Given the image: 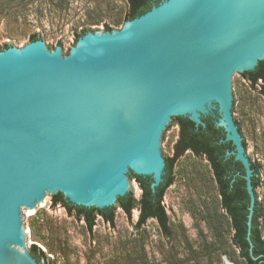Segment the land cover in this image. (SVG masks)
Returning a JSON list of instances; mask_svg holds the SVG:
<instances>
[{
	"label": "water",
	"instance_id": "95a60500",
	"mask_svg": "<svg viewBox=\"0 0 264 264\" xmlns=\"http://www.w3.org/2000/svg\"><path fill=\"white\" fill-rule=\"evenodd\" d=\"M261 61L264 0H164L121 30L86 33L66 56L42 40L0 51V264H39L25 213L54 195L115 207L130 173L155 192L173 118L205 127L207 116L245 169L257 260L254 169L235 113L238 76Z\"/></svg>",
	"mask_w": 264,
	"mask_h": 264
},
{
	"label": "rangeland",
	"instance_id": "374dc122",
	"mask_svg": "<svg viewBox=\"0 0 264 264\" xmlns=\"http://www.w3.org/2000/svg\"><path fill=\"white\" fill-rule=\"evenodd\" d=\"M25 4L8 12L0 8V46L22 49L36 34L49 50L60 46L65 56L87 28L104 32L108 25L121 30L129 9L128 0H25ZM235 120L250 160L262 165L258 194L263 200L264 96L244 76H238ZM179 131L174 123L165 141L168 158L174 156ZM174 179L163 200L169 238L154 219L137 230V209L128 218L118 208L114 225L97 216L90 232L84 220L54 204L52 196L37 214L25 213L29 247H39L50 264H246L231 243L233 231L209 162L188 151L176 161ZM132 193L136 199L141 196L134 179Z\"/></svg>",
	"mask_w": 264,
	"mask_h": 264
},
{
	"label": "trees",
	"instance_id": "16d2710c",
	"mask_svg": "<svg viewBox=\"0 0 264 264\" xmlns=\"http://www.w3.org/2000/svg\"><path fill=\"white\" fill-rule=\"evenodd\" d=\"M164 0H128L129 9L126 15V21L135 19L152 7L159 5ZM59 2V1H57ZM63 3V2H59ZM25 5V0H0V8L3 11H11L19 6ZM105 31L113 29L108 25ZM92 29H85L78 34L76 43L80 37ZM41 40L40 35L34 34L31 41ZM75 43V44H76ZM11 44L0 46L3 51ZM252 87L259 88V92L264 96V61H261L256 70L242 74ZM206 126L196 127L195 123L187 117H175L172 122L179 125V138L174 145V156L166 157V170L163 182L153 192L151 188L152 179L150 177L138 176L134 173L129 174V179H134L141 190L139 199L134 197L130 191L126 196L119 197L117 206L96 209L86 208L72 204L63 194L59 193L53 196L54 204H61L70 214H75L79 219L84 220L87 229L91 232L96 224V217L100 216L110 225L115 224L116 211L121 208L124 213L131 218L133 210H139V219L136 229L139 230L150 219L156 220L161 231L169 238L171 230L169 227V217L163 204L166 191L174 183V166L176 161L186 152L190 151L198 157H204L210 164L221 197V208L230 221V227L233 231L231 238L232 245L239 252L240 257L246 264H264V199L260 200L258 189L263 184L261 173L262 165L260 162H252L254 177L252 179L254 191L256 194V206L252 222L251 240L253 243L252 253L257 258L254 260L250 250L248 236V214L250 205V196L247 191V183L244 178L245 169L241 162L236 161L234 156L226 157V153L234 149L229 142L222 141L226 134L222 128H217L216 118L212 116L203 117ZM239 126V125H238ZM241 132V129L239 127ZM244 145L246 142L244 139ZM218 230V228H215ZM34 254L40 259V264H50V260L39 247H31Z\"/></svg>",
	"mask_w": 264,
	"mask_h": 264
},
{
	"label": "flooded vegetation",
	"instance_id": "af4514ba",
	"mask_svg": "<svg viewBox=\"0 0 264 264\" xmlns=\"http://www.w3.org/2000/svg\"><path fill=\"white\" fill-rule=\"evenodd\" d=\"M29 249V253L31 254V256L38 262L40 257L37 254H34L31 247H28ZM39 263V262H38ZM40 264V263H39Z\"/></svg>",
	"mask_w": 264,
	"mask_h": 264
},
{
	"label": "built area",
	"instance_id": "2783aa9c",
	"mask_svg": "<svg viewBox=\"0 0 264 264\" xmlns=\"http://www.w3.org/2000/svg\"><path fill=\"white\" fill-rule=\"evenodd\" d=\"M164 204V203H163Z\"/></svg>",
	"mask_w": 264,
	"mask_h": 264
}]
</instances>
